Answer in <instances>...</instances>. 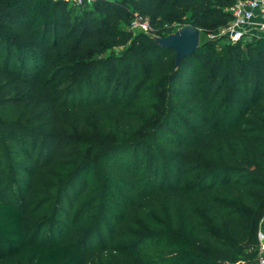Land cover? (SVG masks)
Returning <instances> with one entry per match:
<instances>
[{
    "label": "trees",
    "instance_id": "obj_1",
    "mask_svg": "<svg viewBox=\"0 0 264 264\" xmlns=\"http://www.w3.org/2000/svg\"><path fill=\"white\" fill-rule=\"evenodd\" d=\"M235 2L0 0V264H85L69 235L95 212L89 249L129 227L138 264L256 262L264 37L227 41ZM176 23L209 37L177 66L153 39ZM91 124L125 137L79 135Z\"/></svg>",
    "mask_w": 264,
    "mask_h": 264
},
{
    "label": "rangeland",
    "instance_id": "obj_2",
    "mask_svg": "<svg viewBox=\"0 0 264 264\" xmlns=\"http://www.w3.org/2000/svg\"><path fill=\"white\" fill-rule=\"evenodd\" d=\"M172 27L174 31H176L183 27V25L176 23L173 24ZM131 31L134 34L140 33L137 30ZM207 39H209V37L203 33L200 35V43ZM79 135L90 140H121L125 137L122 134H118L115 130L108 129L105 126H100L97 124L85 126L82 130H80ZM96 213L97 212L92 214L89 213L90 217H87L89 215H85L81 222L77 223L75 230L69 235V242L75 246H78L83 251L85 264H138L134 259L130 258L137 257V255L132 253L126 245L129 235L132 232L131 228L129 227L124 228L123 232L119 234V240H116L115 243H102L101 245L96 246L95 249H89L86 243H83L87 233L89 234L90 229L95 227V221L97 217ZM47 214L48 211L46 207H32V214L27 222V231L30 237H33V235L37 232L39 234L40 240L43 239V236L47 233V226H45V223H42L41 220H43ZM151 255L152 252L145 253V255H142V261L144 262L147 260L146 258H149Z\"/></svg>",
    "mask_w": 264,
    "mask_h": 264
},
{
    "label": "built area",
    "instance_id": "obj_3",
    "mask_svg": "<svg viewBox=\"0 0 264 264\" xmlns=\"http://www.w3.org/2000/svg\"><path fill=\"white\" fill-rule=\"evenodd\" d=\"M70 5L81 6L89 4L93 0H62ZM232 20L228 27L221 33L226 36L227 41L235 43L244 36L249 38L252 27L264 34V0H236L230 9ZM258 20V22H256ZM130 30H137L144 34H151L152 27L148 19L142 15L134 14L129 25ZM264 37V36H263ZM264 215L260 221L257 232V259L254 264H264Z\"/></svg>",
    "mask_w": 264,
    "mask_h": 264
},
{
    "label": "water",
    "instance_id": "obj_4",
    "mask_svg": "<svg viewBox=\"0 0 264 264\" xmlns=\"http://www.w3.org/2000/svg\"><path fill=\"white\" fill-rule=\"evenodd\" d=\"M200 30L189 25L183 26L165 37H153L157 44L175 54V66L191 55L200 43Z\"/></svg>",
    "mask_w": 264,
    "mask_h": 264
},
{
    "label": "crops",
    "instance_id": "obj_5",
    "mask_svg": "<svg viewBox=\"0 0 264 264\" xmlns=\"http://www.w3.org/2000/svg\"><path fill=\"white\" fill-rule=\"evenodd\" d=\"M256 22H258V20H256ZM250 36H256V37H263L264 34H261L260 31H258L255 26L251 28L250 32H249ZM262 230L264 231V226L262 227Z\"/></svg>",
    "mask_w": 264,
    "mask_h": 264
}]
</instances>
